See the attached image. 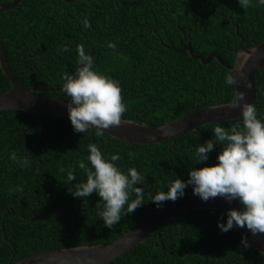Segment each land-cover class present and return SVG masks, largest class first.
<instances>
[{"label": "trees", "instance_id": "trees-1", "mask_svg": "<svg viewBox=\"0 0 264 264\" xmlns=\"http://www.w3.org/2000/svg\"><path fill=\"white\" fill-rule=\"evenodd\" d=\"M84 17L89 28L82 24ZM263 27L264 6L255 0L247 8L237 0H21L14 9L0 12V43L9 68L25 87L49 89H61L64 71H75L76 45L83 44L95 57L94 69L121 82L126 105L122 119L155 127L227 103L235 94L234 85L223 82L229 71L216 60L203 65L186 50L179 51L187 40L193 52L206 56L214 51L232 66L240 37L243 47L256 46L263 40ZM109 42L117 47L109 48ZM64 44L69 50L59 51ZM8 89L0 69V93ZM255 90L253 104L258 118H264V66L255 74ZM45 94L71 99L65 93ZM40 118L16 109L0 111V264L41 251L115 240L149 214L150 205L157 208L151 197L158 189L167 191L175 176L186 180L189 169L205 166L195 165L193 154L198 144L213 137L217 124L160 143L130 144L105 133L97 136L95 129L75 132L61 117ZM240 120L220 124L229 128ZM89 143L109 156L118 152L121 170L135 167L146 177L144 185H137L145 189L144 204L131 214L125 205L111 229L101 221L103 201L96 205L100 198L95 193L81 199L69 192L86 180L77 165L80 160L89 163ZM219 150L215 145L208 153L207 165L217 162ZM12 152L27 157L28 164L21 167L11 160ZM61 168H74L76 180L69 182ZM15 186L22 191L10 192ZM221 214L204 208L189 211L163 224L156 231L159 236L153 233L104 264H264L262 253L241 245L236 227L219 230Z\"/></svg>", "mask_w": 264, "mask_h": 264}, {"label": "clouds", "instance_id": "clouds-1", "mask_svg": "<svg viewBox=\"0 0 264 264\" xmlns=\"http://www.w3.org/2000/svg\"><path fill=\"white\" fill-rule=\"evenodd\" d=\"M237 2L241 8L253 5V0ZM255 4L264 6V0H255ZM82 24L84 28L90 27L87 17L82 19ZM108 47L115 49L117 45L109 42ZM68 50L67 44L59 49L63 52ZM76 53L78 67L71 73L64 71L61 76V89L71 98L66 106L68 118L73 131L85 133L94 128L97 136H103L104 129L121 124L126 111V105L122 102L121 82L96 71L95 57L83 44L76 45ZM223 82L226 86H232L236 80L229 72L224 75ZM229 103L232 108L240 109V122L229 128L217 123L212 129L213 137L198 144L193 154L195 165L205 166L189 169L186 180L175 176V179L167 182V191L158 189L152 195L151 202L159 208L162 202L182 197L185 188L191 186L193 194L204 202L217 196L229 204L238 202L239 209L229 208L221 214L224 222L217 221L221 232L240 227L247 228L252 235L264 234V118H258L255 104L245 102L243 92L235 93ZM215 145H220L217 162L207 165L208 153ZM87 149L89 163L80 160L77 165L83 170L86 180L77 182L75 191H68L74 198L81 199L95 193L100 198L96 205L103 201V208L99 212L101 221L111 229L120 222L125 205L126 213L131 214L144 204L145 189L137 185H144L146 177L135 167L121 170L116 163L121 160L118 152L109 156L96 143H89ZM134 155L129 153L130 157ZM9 158L21 167L29 162L27 157L18 158L15 152L10 153ZM60 171L67 172L69 182L76 180L74 168H61ZM9 191H22V188L15 186ZM241 245L244 248L250 246L246 237L242 236Z\"/></svg>", "mask_w": 264, "mask_h": 264}, {"label": "water", "instance_id": "water-1", "mask_svg": "<svg viewBox=\"0 0 264 264\" xmlns=\"http://www.w3.org/2000/svg\"><path fill=\"white\" fill-rule=\"evenodd\" d=\"M62 1L65 3L72 2V0ZM20 2L21 0H10L7 3H2L0 4V12L14 9ZM242 40L240 37L232 66L224 62L220 55L214 51L208 53L206 56L193 52L189 40L179 51L186 50L193 59L199 60L203 65L216 60L234 75L236 80L234 84L235 93L243 92L245 94V102L253 103L256 95L255 74L264 66V35L262 42L253 47H243L241 44ZM0 69L10 83V89L0 93V111L16 109L28 112L39 118L41 116L52 115L69 120L66 107L68 101L45 94L48 92L64 93L62 89L38 88L35 86L25 87L16 76V73L9 68L6 52L1 43ZM229 102L192 111L175 120L155 127L139 124L135 120L122 119L119 126H110L103 131L112 138L125 143H160L183 133L197 131L198 127L205 124L239 119L241 115L240 109L232 108ZM40 120L41 133L44 121L42 118ZM239 207L237 202L233 201L229 204L220 196L210 198L207 202H204L197 195H194L192 191H189L185 192L182 197L177 198L175 201L170 200L159 208L150 205L151 211L149 214L109 243L41 251L9 264H104L120 257L153 235V233L159 236V233L156 232L157 229L168 221L189 211L204 208L221 211L224 214L229 208L239 209ZM236 229L241 237H246L249 244L264 255V234L258 233L257 235H252L247 228L236 227Z\"/></svg>", "mask_w": 264, "mask_h": 264}, {"label": "flooded vegetation", "instance_id": "flooded-vegetation-1", "mask_svg": "<svg viewBox=\"0 0 264 264\" xmlns=\"http://www.w3.org/2000/svg\"><path fill=\"white\" fill-rule=\"evenodd\" d=\"M10 0H7V1H4V3H7V2H9Z\"/></svg>", "mask_w": 264, "mask_h": 264}]
</instances>
